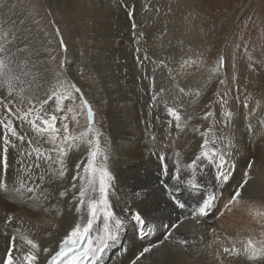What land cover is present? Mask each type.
<instances>
[{
	"label": "bare ground",
	"instance_id": "bare-ground-1",
	"mask_svg": "<svg viewBox=\"0 0 264 264\" xmlns=\"http://www.w3.org/2000/svg\"><path fill=\"white\" fill-rule=\"evenodd\" d=\"M23 1L0 0V25L5 30L33 35L39 38V41L46 43L48 69L44 74L36 73V77L38 82L44 80L46 87L43 89H48L56 84L52 68L55 60V52L52 50L54 42L48 40L50 36L46 38V33L38 28L28 10V5ZM45 2L53 18L58 19L62 25L68 45L66 75L61 76L64 87H58L56 90L63 92L67 89L68 95L74 94L75 97L73 101L65 99L57 103L62 109H76V118L79 120L77 126L71 119L74 113L56 112L57 127H61L63 115L69 117L67 122L73 133H78L87 126L86 109H80V97L71 86V82H78L85 98L96 111L94 127L101 134L99 139L103 149L102 155H106L108 159L104 161L102 156H98L95 164L98 167H107L112 173L109 199L114 210L117 215L126 218L128 213L122 210L130 206L132 210L140 212L146 222L145 225H137L127 219L121 229L118 242L106 250L100 264H133L138 254L146 247L152 248V252L136 261V264H218L215 257L218 254L223 255L224 247H232L234 244L229 246L223 241L224 230L231 229L230 222L225 221L226 215L223 216L225 217L223 220L211 216L216 210L218 200L226 195H229L230 199L238 189L249 162H253L249 176L255 182L254 190L245 196L243 189H240L241 197L245 196L240 199V205L264 207V125L258 123L259 119H264V110L261 112L251 105L239 103L235 98L222 99L223 105H221L219 98L212 100L211 96L216 90H223L222 85L212 84L210 91L203 94L206 82L212 77L209 73L206 74L207 70L202 73L200 64L181 66L184 61L194 57V50H197L199 44L197 34L201 31V13H197L194 19L191 18L192 13L196 11L191 10L193 0H169L165 4H162V0H150V5L158 7L159 12L146 10L145 4L148 0H45ZM124 5L133 6L135 9L134 29H132V19L128 17V10ZM183 7L184 9L180 10ZM75 15V21L81 26L79 35L74 33L76 31L73 29L68 30L61 21V18L68 17L74 22L72 17ZM136 47L141 49L139 53L141 59L146 52L152 62L144 60L143 64L138 63ZM180 51L188 52L187 59L176 58ZM57 54L61 57V50ZM159 60H163L167 68H162L157 63ZM261 61L264 62V59ZM169 69L171 76L168 74ZM225 70L227 78L231 82L234 81V75L227 68ZM152 75H155V89L149 87V77ZM171 77H175L174 82ZM32 79L26 77L24 83L16 85L17 91L23 88L24 95L34 94L35 91L28 90V81ZM177 83L185 88L186 94L179 93L175 88ZM38 84L33 82L31 85ZM161 88L164 91H160ZM197 91L199 95H196ZM154 92L157 93L155 101L152 100ZM2 94L3 90H0V95ZM37 94L43 98L42 91ZM175 101L181 104L176 106ZM57 103L45 105V108L54 110L57 108ZM211 105L221 113L213 130L215 143L209 146L224 148L225 145L216 137L221 135L229 137L235 168L229 181L214 189L218 199L209 214L194 218L198 193L191 188L181 186L177 197L185 202L186 206L183 209L176 207L162 190L161 180L170 185L175 182L161 175V165L166 164L171 175L178 161L182 178L191 179V170L186 166L200 154V145L204 139L200 136V132L207 130L211 120V117L208 119L203 117L205 113L210 112ZM17 106L26 108L29 105L25 101L23 105ZM167 107H175L181 113L179 129L174 119L168 115ZM224 111L232 113L228 127H224L221 123ZM15 123L19 122L15 121ZM248 123L253 125L251 132L247 129ZM24 130H27L30 136H35L27 124L18 129L21 132ZM125 135L127 142H123ZM88 138L94 137L90 133ZM40 143L44 148L51 147L43 140ZM77 143L78 150L73 149L69 153L68 171L63 182L57 181L50 186L55 198L44 200L41 197L39 201H33L27 198L20 199L15 192L0 194V256L4 255L8 240L15 234L14 229H18L20 235L27 236L39 244L41 251L45 247L54 251L75 226L77 214L72 210L74 205L70 202L72 193L61 198L57 196V192L63 191L65 187L70 188L71 177L76 171L75 165L81 160L84 161L80 167L83 175V168L89 159V150L83 143ZM177 153L179 156L176 155ZM159 155H164L163 162L159 160ZM13 157V150L10 149L7 169L9 188L14 186L16 178L14 170L17 168V161ZM214 172V166L211 168L201 166L196 172V179L201 184H208L212 181ZM76 183L82 185L84 181L78 179ZM45 187L49 185L45 184ZM134 193L139 195L135 196ZM230 203L229 201V205ZM223 205L226 207L227 204ZM239 208L240 206L236 208L237 211L233 210L235 215ZM57 209H60V212ZM233 212L231 215L227 213L228 216L232 217ZM238 213L240 215V212ZM8 215L13 216L11 224H5ZM250 220L256 222V218L251 217ZM177 223H180L179 228L173 230L172 236L168 237L169 226ZM252 225L250 224L249 227ZM97 226L102 228L99 222ZM144 226L151 227L152 231L148 234ZM246 232L241 230V234ZM93 235L96 233L94 232ZM181 239L187 240L188 243L180 245L177 241ZM244 243H237L239 245L235 247L242 248ZM113 247L116 249L111 253ZM45 255L47 254L41 256V264ZM225 262L229 264L228 260ZM231 264H253V262L246 258L232 257Z\"/></svg>",
	"mask_w": 264,
	"mask_h": 264
},
{
	"label": "snow or ice",
	"instance_id": "snow-or-ice-1",
	"mask_svg": "<svg viewBox=\"0 0 264 264\" xmlns=\"http://www.w3.org/2000/svg\"><path fill=\"white\" fill-rule=\"evenodd\" d=\"M127 8L130 17L134 16L135 9L133 6L124 5ZM148 11L159 12L160 9L156 6L150 5V0L145 4ZM171 11V6H169ZM133 23V27H135ZM58 31V30H57ZM142 37L143 34L141 33ZM18 39L16 34L11 30H5L0 25V90L3 94L0 95V194L8 192H15L20 199L27 198L28 200L39 201L41 197L44 200L55 198L53 192L50 191V186L57 181L63 182L68 171L67 161L69 153L73 149H77L81 142L87 146L89 150V159L86 166L83 168V175L81 174L80 167L84 161L76 163L75 174L71 177L70 188L65 187L63 191H58V197H67L71 192V203L74 205L72 210L77 214V222L71 228L69 234L59 244L58 248L50 251L47 247L41 251L40 245L31 238L20 235L18 229H14V233L7 242L4 255L0 256V264H41V256H44L43 264H100L102 257L107 249L113 244L117 243L121 229L126 223L127 219L135 222L137 225H145L146 222L141 216L140 212L134 211L126 207L122 212H127L128 216L122 218L117 215L114 210L113 204L109 197L111 192V180L113 179L112 173L107 167H98L95 160L98 156L106 161L108 157L102 155L103 149L100 144V132L94 127L95 113L89 102L83 98L81 90L75 88L76 93L80 94V109H86L87 126L84 130L73 133L69 129V117L63 115L61 127H57L58 116L56 112L74 113L71 117L72 121L79 126V120L76 118V109L67 108L62 109L59 107L58 101L70 99L67 89L59 92L56 89L64 87V81L60 73L54 75L53 79L56 81L55 85H51L48 89L40 88L43 92V98L34 93L32 95H24V89L21 88L17 91L16 82L24 83V77L31 76L33 79L28 81L29 86L33 82H37L36 73L33 71L36 64L31 60V50L24 48H16L13 52L9 45L15 46V41ZM63 45V40L60 41ZM66 47V46H65ZM137 53L136 59L138 63L143 64L144 60L152 62L145 52L143 59L139 53L141 49H135ZM23 53V55H20ZM162 68H167L163 60L157 61ZM191 58L184 61V64H194ZM224 61H218L217 68L214 71H219L223 68ZM171 76V69L168 70ZM211 78V77H210ZM174 82L175 77H171ZM221 83H224L222 80ZM6 85V89H5ZM156 80L155 75L149 77V87L155 89ZM75 87V86H73ZM180 94H186L185 88L175 84ZM160 91H164L163 88ZM199 95V91L196 92ZM157 99V93L154 92L152 100ZM27 101L28 107L24 108L17 105H23ZM57 103L56 109H46L45 105ZM226 103V101L224 102ZM38 105V107H37ZM247 105H245L246 107ZM167 113L176 122V127H181V113L175 107H167ZM212 112L205 113L204 119L213 116ZM232 113L229 111L224 112L223 123L224 127L229 126V121ZM191 118V117H189ZM18 121L19 123H15ZM172 121L170 120L169 123ZM215 123L206 131L200 132L203 137V142L200 145L201 151L196 155L191 163L186 167L191 170V179L182 178L181 168L177 161L174 171L169 174L166 164L161 165V175L169 177L175 183L170 185L164 180L160 181L162 190L165 195L174 203L178 208H185V202L177 197V192L181 186L191 188L198 193L197 208L194 210V218L205 217L209 214L215 205L218 195L214 189L223 186L227 183L235 168V162L231 154V139L224 135L216 137L224 148L211 147L215 141L209 137V133L213 132ZM258 123L264 125V119H259ZM27 124L31 132L35 134L34 137L30 136L27 130L23 132L18 131L23 125ZM248 131H253V125L248 123ZM92 134L93 139H89V134ZM154 139V137H153ZM51 145L49 148H44L40 141ZM35 141V143H34ZM12 149L14 153V160L17 161V168L14 170L16 178L14 186L9 188L7 184V169L9 168V150ZM179 156V153L176 154ZM159 160L164 161V155H159ZM215 168L214 176L208 184H201L196 179V172L201 167ZM253 162H249L244 172V179L234 191L232 201H236L241 197L240 189L249 183L251 177L249 170H251ZM43 169V171H41ZM21 173L24 175L22 176ZM80 179L84 184L78 185L76 181ZM45 184L49 187H45ZM18 185V186H15ZM31 194V195H29ZM98 194V195H97ZM138 196V193H134ZM47 210V209H46ZM60 212V209H57ZM13 216L8 215L5 224H11ZM98 222L102 224V228L98 227ZM183 223V221H180ZM180 223L172 224L169 226L170 231L167 233L168 237L172 236V231L179 228ZM215 231V229H213ZM96 235H93V233ZM264 236V233H261ZM180 245H186L187 240H178ZM155 247V245L153 246ZM152 252V248H144L136 257V261L146 257V254ZM246 258L253 264H264V238L256 240L255 238H247L242 248L224 247L223 255H217L215 260L218 264H223L225 260L231 264V258ZM133 261V264H136Z\"/></svg>",
	"mask_w": 264,
	"mask_h": 264
},
{
	"label": "rangeland",
	"instance_id": "rangeland-1",
	"mask_svg": "<svg viewBox=\"0 0 264 264\" xmlns=\"http://www.w3.org/2000/svg\"><path fill=\"white\" fill-rule=\"evenodd\" d=\"M166 1L168 2L169 0H162V4L167 3ZM23 2L28 5V10L35 19L38 28H40V30L43 31L44 34L46 33V38L50 36L48 40H53L54 42V45H52V50L55 52V60L52 64L54 74H57L58 72L61 74V76H65L67 62L66 50L68 45L64 38L62 25H60L58 19L55 20L53 18L50 8L46 5L45 0H24ZM191 6V10H193L192 12L196 10L194 13H192L191 18L194 19L197 16V13H201V31H198L197 34V41L199 42V44L197 46V50H194V57H192L191 60L196 62L194 63L195 65L200 64L202 73L206 72L207 70L206 74L209 73L210 76H212L211 79L206 82L203 94H206L210 91L212 84L222 85L225 90H216V93L211 96L212 100L219 98V100L221 101V105H223L222 99L233 100V98H235L237 101H239V103L251 105L256 110L263 112L264 62H262L261 60L264 59V0H193ZM183 9L184 7L180 10ZM75 17L76 15L72 17L74 22H71L70 18L68 17L61 18V21L65 24L68 30L71 31V29H73L76 31L74 33L79 35L81 26L75 21ZM130 20L132 23V29H134L133 23H135V20L133 19V16L130 17ZM15 34L18 37V39L15 41V44L17 42L18 43L15 46L9 45V47L12 48V51L15 52L17 47L21 49L27 48L31 50L32 54L30 58L36 64L35 70L33 69V71L37 74H44L45 72H47L45 71L46 69H48L46 43L42 40L39 41V38L33 35L21 33ZM61 39L63 40V45H61L60 43ZM60 50L62 52L61 57L57 54L58 52L60 53ZM182 53L186 55L188 52L180 51L178 52V55H180L181 57L177 55L176 58L179 57L180 59H187V55L185 56ZM20 55H23V53H21ZM221 59H223L224 61L223 68L219 71H214V69L217 68L218 61H220ZM226 68L234 75V81L231 82L227 78V72L225 70ZM24 78L26 79V77ZM28 78L30 79L31 76H29ZM222 80L224 81V83H221ZM38 83L39 84L36 86H28V90L32 92L35 91V93H37L40 91L41 87H46V83L44 82V80ZM77 83L78 82H71L72 89L75 91V88H79L81 90L83 98L87 99L85 98L86 96L83 93V89L81 88L80 84ZM19 84V82H16V85ZM77 95L80 97V94L77 93ZM69 97V100L71 101L75 99L74 94H69ZM87 101L89 102L88 99ZM180 104V102L175 101L176 106ZM93 111L94 113L96 112L95 110ZM210 112H212L214 115L210 116L211 120L208 123V128L213 126V121H216L221 113L212 105L210 107ZM224 112H222V115H224ZM213 136V132L209 133V137L212 140H214L215 138ZM123 142H127V135L123 137ZM211 147L214 146H209V148ZM259 153L257 156H259ZM253 184L255 185L254 180L250 179L249 183L245 185L246 189L243 187L245 196L249 192H252L254 190ZM226 196H224L225 198L222 196V198L218 200L219 203L217 201L218 205L215 212L211 216V218L213 217L214 219H217L218 217V219L222 220L226 217L227 220L225 221L230 222L229 227H231V229L224 230L225 233L223 234V236L225 235V238H223V241L228 243L229 246H232L233 244L234 246H236L244 243L243 241H246L248 237H254L258 240L264 238V236L261 235L262 232L264 233V209L262 211V208L264 207L259 208L240 205V199L244 198L245 196L240 197L236 200L239 204H235L237 202H231L229 205V201H232V197H230L229 199V195ZM224 203L225 205L227 204L226 207L223 205ZM233 204H235L236 206ZM237 205L240 206L238 211L240 212V215L238 212H236L238 216L233 212V210H238L236 209L238 208ZM227 207H229V211L227 210ZM241 207L243 208V210H241ZM232 212L236 217L234 215V217L228 216L227 213L231 215ZM220 214L223 215L221 216ZM223 216L225 217L223 218ZM227 217L229 218V220ZM251 217H253L254 219L256 218V222L250 220ZM250 224L253 225L249 227ZM256 224L257 226H255ZM145 228H147L146 231L148 234L152 231V228L149 226H144V229ZM240 229L242 230V232L247 231L248 233L246 232V234H241ZM250 231H252L253 234ZM239 236L242 237L240 238ZM115 249L116 248L113 247L111 249V253ZM223 263L226 264L225 261Z\"/></svg>",
	"mask_w": 264,
	"mask_h": 264
}]
</instances>
